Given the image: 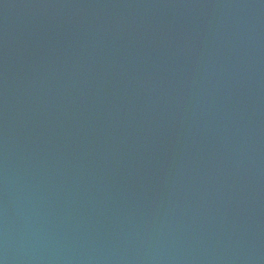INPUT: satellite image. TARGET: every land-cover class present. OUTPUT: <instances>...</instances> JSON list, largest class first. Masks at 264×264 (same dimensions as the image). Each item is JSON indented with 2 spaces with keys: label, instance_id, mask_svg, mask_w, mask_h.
Returning a JSON list of instances; mask_svg holds the SVG:
<instances>
[{
  "label": "water",
  "instance_id": "1",
  "mask_svg": "<svg viewBox=\"0 0 264 264\" xmlns=\"http://www.w3.org/2000/svg\"><path fill=\"white\" fill-rule=\"evenodd\" d=\"M0 264H264V0H0Z\"/></svg>",
  "mask_w": 264,
  "mask_h": 264
}]
</instances>
